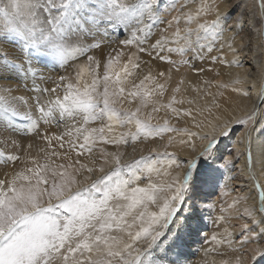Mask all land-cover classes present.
Here are the masks:
<instances>
[{"label":"snow or ice","instance_id":"6c2138e0","mask_svg":"<svg viewBox=\"0 0 264 264\" xmlns=\"http://www.w3.org/2000/svg\"><path fill=\"white\" fill-rule=\"evenodd\" d=\"M0 264H264V0H0Z\"/></svg>","mask_w":264,"mask_h":264},{"label":"bare ground","instance_id":"6f19581e","mask_svg":"<svg viewBox=\"0 0 264 264\" xmlns=\"http://www.w3.org/2000/svg\"><path fill=\"white\" fill-rule=\"evenodd\" d=\"M241 60L245 61V68H249V65H248L247 62H252L251 57L250 56H247L246 57V56L242 55L241 56ZM220 70H221L222 73L231 72L233 74V76L237 72H239L241 76H243L245 74L243 69H237V68H231V69L220 68ZM250 70H252V69H250ZM252 71H254V70H252ZM209 76L211 77V74H209ZM221 79H223V80L226 81V80L229 79V77L227 75H223L221 77ZM252 79H254L256 81V83H257V90H258L259 89V86H260L261 79H262L261 74L259 72H256L254 74V76L252 77ZM248 87H251V85L249 84ZM253 100H255V95L253 96ZM250 106H251V104H249V107ZM255 150H256V145L254 143V151Z\"/></svg>","mask_w":264,"mask_h":264},{"label":"rangeland","instance_id":"374dc122","mask_svg":"<svg viewBox=\"0 0 264 264\" xmlns=\"http://www.w3.org/2000/svg\"><path fill=\"white\" fill-rule=\"evenodd\" d=\"M247 63H248V65L250 66V64H251L252 62H247ZM234 223H235V222H234ZM236 227L238 228V224H236ZM208 231L210 232V231H211V228H209Z\"/></svg>","mask_w":264,"mask_h":264}]
</instances>
